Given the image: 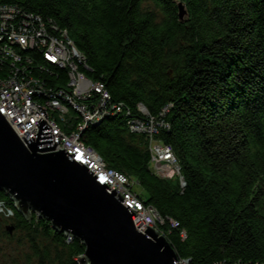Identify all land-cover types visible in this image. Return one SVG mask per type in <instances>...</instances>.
<instances>
[{"label": "trees", "instance_id": "16d2710c", "mask_svg": "<svg viewBox=\"0 0 264 264\" xmlns=\"http://www.w3.org/2000/svg\"><path fill=\"white\" fill-rule=\"evenodd\" d=\"M150 3L151 7H146ZM188 11L179 18L178 4ZM66 30L85 55L92 81L140 115L169 128L186 187L152 169L150 144L120 117L90 127L82 141L108 169L139 184L140 199L166 220L160 232L179 261L264 264V0H0ZM9 74L0 69V77ZM63 85L66 84V74ZM65 79V80H64ZM55 86V84H51ZM12 199L0 192V202ZM179 223L172 228L170 221ZM14 228L13 233L8 228ZM0 231L20 243L28 264H79L84 244L19 212ZM183 233L186 236H183Z\"/></svg>", "mask_w": 264, "mask_h": 264}, {"label": "built area", "instance_id": "2783aa9c", "mask_svg": "<svg viewBox=\"0 0 264 264\" xmlns=\"http://www.w3.org/2000/svg\"><path fill=\"white\" fill-rule=\"evenodd\" d=\"M4 68L9 74L0 77V112L19 138L24 136L29 141L32 135L38 134L37 124L47 116V123L58 138L55 151L65 149L71 155L74 153L111 190L117 187L116 190L125 196L123 201L137 214L134 217L136 227L145 231L148 225L164 236L159 224L165 225L166 220L140 199L134 191L136 183L128 176L108 169L96 149L86 145L82 137L90 127L120 117L130 133L147 137L154 173L170 180L181 177L184 189L186 182L172 147L158 139L161 131L169 128L164 118L172 105L166 106L158 116H151L142 105L139 106L140 115L134 114L124 103L113 101L103 82L92 81L82 71V68L89 69L87 59L68 31L39 15L1 5L0 69ZM64 74L67 78L63 85ZM16 210L13 200L12 206L0 202V215L5 218H13ZM170 224L174 229L179 227L176 221L171 220ZM65 235L67 243L75 239ZM179 264L190 262L179 261Z\"/></svg>", "mask_w": 264, "mask_h": 264}, {"label": "water", "instance_id": "95a60500", "mask_svg": "<svg viewBox=\"0 0 264 264\" xmlns=\"http://www.w3.org/2000/svg\"><path fill=\"white\" fill-rule=\"evenodd\" d=\"M178 9L185 20L186 6L179 3ZM37 125L39 133L27 141L0 112V192L11 197L17 212L29 221L36 214L54 230L81 241L85 253L80 264H179L156 229L136 227L137 214L117 187L111 190L74 153L55 151L58 138L47 116Z\"/></svg>", "mask_w": 264, "mask_h": 264}, {"label": "rangeland", "instance_id": "374dc122", "mask_svg": "<svg viewBox=\"0 0 264 264\" xmlns=\"http://www.w3.org/2000/svg\"><path fill=\"white\" fill-rule=\"evenodd\" d=\"M151 6L150 3L146 4V7ZM181 181L182 179L180 177L179 182ZM134 190L140 194L144 200L149 199L147 192L139 184H135ZM14 236V240L8 239L3 236L2 231H0V264H28L23 258L26 248L19 242L23 235L19 232H15Z\"/></svg>", "mask_w": 264, "mask_h": 264}, {"label": "bare ground", "instance_id": "6f19581e", "mask_svg": "<svg viewBox=\"0 0 264 264\" xmlns=\"http://www.w3.org/2000/svg\"><path fill=\"white\" fill-rule=\"evenodd\" d=\"M15 212H17V210Z\"/></svg>", "mask_w": 264, "mask_h": 264}]
</instances>
